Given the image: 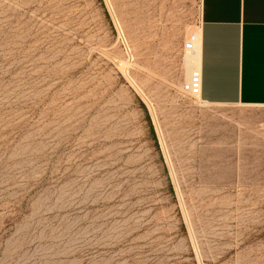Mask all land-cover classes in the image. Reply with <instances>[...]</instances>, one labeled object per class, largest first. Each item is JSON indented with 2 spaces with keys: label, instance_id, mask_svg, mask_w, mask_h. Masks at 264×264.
Wrapping results in <instances>:
<instances>
[{
  "label": "rangeland",
  "instance_id": "374dc122",
  "mask_svg": "<svg viewBox=\"0 0 264 264\" xmlns=\"http://www.w3.org/2000/svg\"><path fill=\"white\" fill-rule=\"evenodd\" d=\"M200 0H0V264H264V107L200 105Z\"/></svg>",
  "mask_w": 264,
  "mask_h": 264
},
{
  "label": "crops",
  "instance_id": "0c3cea01",
  "mask_svg": "<svg viewBox=\"0 0 264 264\" xmlns=\"http://www.w3.org/2000/svg\"><path fill=\"white\" fill-rule=\"evenodd\" d=\"M197 27L200 100L264 107V0H200Z\"/></svg>",
  "mask_w": 264,
  "mask_h": 264
},
{
  "label": "bare ground",
  "instance_id": "6f19581e",
  "mask_svg": "<svg viewBox=\"0 0 264 264\" xmlns=\"http://www.w3.org/2000/svg\"><path fill=\"white\" fill-rule=\"evenodd\" d=\"M200 11V5H199V10ZM188 36L193 34L196 36V42L194 43L193 46V50L191 52H186L185 54H187L188 59H184V71L185 74L189 80V78L191 79V75L193 76V78L197 77V67H198V48H199V28L195 27L194 30H188ZM196 101L200 104V105H208L205 102H203L202 100H200L199 96L196 95Z\"/></svg>",
  "mask_w": 264,
  "mask_h": 264
},
{
  "label": "built area",
  "instance_id": "2783aa9c",
  "mask_svg": "<svg viewBox=\"0 0 264 264\" xmlns=\"http://www.w3.org/2000/svg\"><path fill=\"white\" fill-rule=\"evenodd\" d=\"M195 42H196V36L193 34L189 35L188 39L183 43V47H182L183 52H185V53L191 52L193 50V46H194ZM190 85H191V89L193 90L194 94L198 95L197 77L194 78V81Z\"/></svg>",
  "mask_w": 264,
  "mask_h": 264
}]
</instances>
